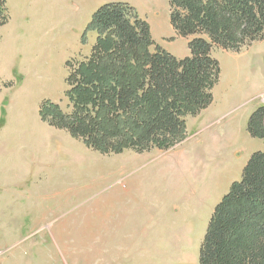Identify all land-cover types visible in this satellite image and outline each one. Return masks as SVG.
I'll return each mask as SVG.
<instances>
[{
	"label": "rangeland",
	"instance_id": "obj_1",
	"mask_svg": "<svg viewBox=\"0 0 264 264\" xmlns=\"http://www.w3.org/2000/svg\"><path fill=\"white\" fill-rule=\"evenodd\" d=\"M122 1L137 7L156 42L180 58L190 54L191 37L174 30L169 0ZM7 8L0 128L9 118V133L18 128L22 140L45 141L54 154L40 153L32 164H55L38 178L45 186L33 189L30 178H17L13 162L5 164L17 152L0 147V183L10 185L0 187V264H200L216 204L250 155L264 149V140L247 130L256 104L251 91L264 87V40L239 50L213 47L222 70L214 101L187 117L184 140L164 150L101 153L66 129L48 128L39 114L45 99L72 112L67 61L84 60L97 33L89 31L83 42L86 26L74 23L79 13L54 11L50 0H7ZM239 87H246L242 101L228 103ZM258 101L264 104V94Z\"/></svg>",
	"mask_w": 264,
	"mask_h": 264
},
{
	"label": "trees",
	"instance_id": "obj_2",
	"mask_svg": "<svg viewBox=\"0 0 264 264\" xmlns=\"http://www.w3.org/2000/svg\"><path fill=\"white\" fill-rule=\"evenodd\" d=\"M174 30L188 40L178 57L155 41L149 22L127 1L102 4L82 35L97 33L90 54L67 61L66 95L73 105L42 101L50 126L101 153L168 149L187 136V117L214 101L221 77L214 46L239 50L264 40V0H169ZM0 0V29L9 21ZM252 137L264 140V104L248 119ZM200 264H264V149L253 152L239 180L216 204L201 247Z\"/></svg>",
	"mask_w": 264,
	"mask_h": 264
},
{
	"label": "crops",
	"instance_id": "obj_3",
	"mask_svg": "<svg viewBox=\"0 0 264 264\" xmlns=\"http://www.w3.org/2000/svg\"><path fill=\"white\" fill-rule=\"evenodd\" d=\"M54 11L58 10H67V11H73L77 14L74 23L79 26H87L89 21L91 20L92 14L97 10L98 7H100L102 4L111 2V1H122V0H50ZM128 2V1H127ZM137 8V7H136ZM70 9V10H69ZM82 20V21H81ZM246 87L243 89L242 87H239L237 90L229 91L228 96L226 97V101L228 103H232L235 101H242L243 93L245 94ZM253 94L254 100L256 103L253 107L255 109L260 105L258 98L260 95L264 94V87L261 89L255 88L253 91H251ZM216 98V96H215ZM9 118L5 120L4 127L0 130V147L4 149L12 148L11 151L16 153L17 157L16 160H8L5 162V164H9L10 162H13V168H15L18 171L17 178L20 180H27L29 181V178L31 179V184L28 186L30 188L33 187H39V186H45V184H39V176L41 173H48L50 169H54L55 161L48 164V163H41L39 166L32 164L33 160L40 154L44 153L46 155L48 151L52 150L54 154V150L52 149V146L45 143V141H32L28 139L22 140L20 135V130L17 128L16 132L14 134L9 133L8 127H9ZM14 120V119H13ZM42 122L46 124L48 128H51L47 122ZM10 122H12V119H10ZM39 126L43 129H47L45 125L39 123ZM53 128V127H52ZM54 129V128H53ZM7 130V131H6ZM49 131V129H47ZM13 132V131H12ZM53 136H54V132ZM51 136V134H49ZM31 136L34 137V134L31 133ZM37 139V138H36ZM50 148V149H49ZM42 156V155H41ZM45 162H48L46 159ZM51 165L52 167H49ZM64 165V164H63ZM38 166V167H37ZM11 167V168H12ZM54 171V170H53ZM56 172V169H55ZM50 176V175H49ZM7 181V180H6ZM5 181V182H6ZM1 186H10L6 185L4 182L0 183ZM15 186V185H13ZM4 188V187H1ZM18 195H22L21 197H27V193H20V191H17Z\"/></svg>",
	"mask_w": 264,
	"mask_h": 264
}]
</instances>
